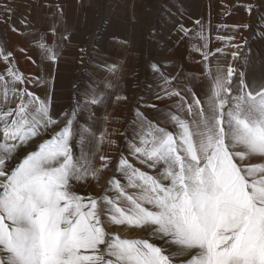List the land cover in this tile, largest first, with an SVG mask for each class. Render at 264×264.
<instances>
[{
    "label": "snow or ice",
    "instance_id": "1",
    "mask_svg": "<svg viewBox=\"0 0 264 264\" xmlns=\"http://www.w3.org/2000/svg\"><path fill=\"white\" fill-rule=\"evenodd\" d=\"M14 11L0 0V24L27 43L0 41V264H177L184 256L183 264H264V84L248 85L241 72L234 93L236 69H212L225 48L240 58L247 41L218 35L227 43L213 50L202 21L179 24L177 39L198 42L207 91L197 75L154 64L163 106L149 105V116L138 105L119 132L107 105L120 65L98 57L72 104L57 108L55 76L39 69L57 66L70 41L63 9L46 28L29 16L17 27ZM18 55L35 75L20 69ZM109 167L103 194L77 190ZM109 224L148 238H121Z\"/></svg>",
    "mask_w": 264,
    "mask_h": 264
},
{
    "label": "crops",
    "instance_id": "2",
    "mask_svg": "<svg viewBox=\"0 0 264 264\" xmlns=\"http://www.w3.org/2000/svg\"><path fill=\"white\" fill-rule=\"evenodd\" d=\"M228 4L227 0H12L13 22L17 27L22 17L29 16L37 27L46 28L50 14L56 13L58 6L63 9L60 23L70 41L66 42L57 66L41 65L39 69L45 78L49 73L55 76L57 108L72 104L77 88L85 85L86 72L95 69L98 57L120 65L107 105L119 132L129 124L138 105L149 116L155 111L149 105L163 106L164 102L156 100L154 95L160 81V76L152 70L154 64L172 65L163 69L165 73L183 70L197 75L204 82L203 91H207L206 78L200 75L203 64L193 50L198 42L195 36L177 39V27L182 23L195 29L197 20L205 28L220 25ZM0 41L9 47L27 46L4 24H0ZM80 48L85 49L83 63L79 60ZM29 54L35 56L31 50ZM18 59L24 73L36 74V66L25 56L18 55ZM115 94L126 99L113 104L111 98ZM96 111L102 113L104 109Z\"/></svg>",
    "mask_w": 264,
    "mask_h": 264
},
{
    "label": "rangeland",
    "instance_id": "3",
    "mask_svg": "<svg viewBox=\"0 0 264 264\" xmlns=\"http://www.w3.org/2000/svg\"><path fill=\"white\" fill-rule=\"evenodd\" d=\"M227 2L229 3L228 11L222 13L221 24L217 25V23L215 26L206 27L205 34L210 37L209 46L213 50L217 47H225L227 43V41L217 39L218 35L225 37L234 35L236 40L233 42L235 43L247 41L240 58L233 60L230 52L234 51V49L225 48V54L219 55L218 58H213L212 60L214 71L219 67L226 73L229 65L236 69L237 75L232 78V88L235 93L241 72L244 73V78L248 85L259 87L264 84V0H227ZM249 5L253 7L251 14L247 11ZM222 25L226 27H222ZM236 25H248V27H233ZM249 49L251 50L250 54ZM127 126L128 124L124 125L122 132L125 131ZM116 140L118 145H120L115 150L116 155H118L124 145V136L119 135ZM33 148H35V145H33ZM106 148L107 146L105 145ZM114 164L115 160H113ZM113 171V167L102 170L95 179H90L86 185L79 186L77 190L82 194L88 193L94 196L103 194L109 181L113 178ZM108 231L126 239L148 238L143 230L127 229L111 224L108 225ZM187 259V256L180 257L177 260V264H183V261Z\"/></svg>",
    "mask_w": 264,
    "mask_h": 264
}]
</instances>
